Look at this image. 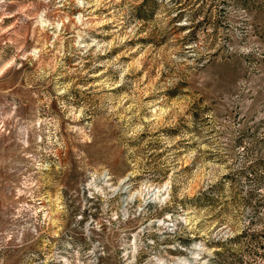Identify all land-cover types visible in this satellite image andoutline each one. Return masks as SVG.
<instances>
[{
  "label": "rangeland",
  "instance_id": "1",
  "mask_svg": "<svg viewBox=\"0 0 264 264\" xmlns=\"http://www.w3.org/2000/svg\"><path fill=\"white\" fill-rule=\"evenodd\" d=\"M194 247L264 264V0H0V264Z\"/></svg>",
  "mask_w": 264,
  "mask_h": 264
},
{
  "label": "built area",
  "instance_id": "2",
  "mask_svg": "<svg viewBox=\"0 0 264 264\" xmlns=\"http://www.w3.org/2000/svg\"><path fill=\"white\" fill-rule=\"evenodd\" d=\"M111 177L112 176L109 174L107 170H103L101 172H95L89 175V179L87 183L80 189L81 193L85 194V197L87 198L86 201L92 205L97 206V209L100 203H102L107 198H109L107 197L106 199H101V197H103L108 191H111V185H112ZM122 216H124V214ZM134 238H133V242L131 243V245L133 243L136 244L134 256L137 257L139 251L141 252V247L138 246L137 244L136 235ZM148 244L153 245V242H150V243L148 242Z\"/></svg>",
  "mask_w": 264,
  "mask_h": 264
},
{
  "label": "bare ground",
  "instance_id": "3",
  "mask_svg": "<svg viewBox=\"0 0 264 264\" xmlns=\"http://www.w3.org/2000/svg\"><path fill=\"white\" fill-rule=\"evenodd\" d=\"M123 191H127L126 187L123 188ZM140 194L144 195V198L146 199L147 203H151V202L157 201V200L160 201L161 199L165 198L164 197V194H165L164 190H157V189H153V190L148 189L147 191L141 190ZM124 201L127 202L128 199H124ZM134 251H135V248H134ZM203 251H205V250L201 247H194L192 252L190 253L189 259H176V262L174 264H197L196 261L200 259L199 253L203 252ZM156 264H169V263H167L163 259H157Z\"/></svg>",
  "mask_w": 264,
  "mask_h": 264
}]
</instances>
